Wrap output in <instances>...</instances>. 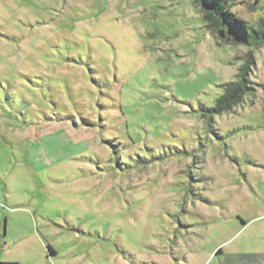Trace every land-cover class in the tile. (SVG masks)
<instances>
[{
  "label": "rangeland",
  "instance_id": "rangeland-1",
  "mask_svg": "<svg viewBox=\"0 0 264 264\" xmlns=\"http://www.w3.org/2000/svg\"><path fill=\"white\" fill-rule=\"evenodd\" d=\"M0 264H264V44L193 0H0Z\"/></svg>",
  "mask_w": 264,
  "mask_h": 264
},
{
  "label": "trees",
  "instance_id": "trees-1",
  "mask_svg": "<svg viewBox=\"0 0 264 264\" xmlns=\"http://www.w3.org/2000/svg\"><path fill=\"white\" fill-rule=\"evenodd\" d=\"M201 7L205 21L214 34L225 43L256 46L264 44V17L256 25L249 24L231 11L233 0H193ZM232 36L233 38H230ZM254 58L248 54L236 75V81L223 84L225 94L216 100V107L210 112L222 113L230 111L241 104L246 96H252L254 88L250 79ZM50 255L54 250L47 246Z\"/></svg>",
  "mask_w": 264,
  "mask_h": 264
},
{
  "label": "crops",
  "instance_id": "crops-1",
  "mask_svg": "<svg viewBox=\"0 0 264 264\" xmlns=\"http://www.w3.org/2000/svg\"><path fill=\"white\" fill-rule=\"evenodd\" d=\"M52 255V254H51Z\"/></svg>",
  "mask_w": 264,
  "mask_h": 264
}]
</instances>
